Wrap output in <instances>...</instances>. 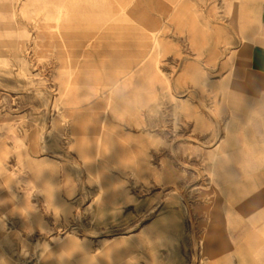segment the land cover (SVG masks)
<instances>
[{
  "label": "rangeland",
  "instance_id": "1",
  "mask_svg": "<svg viewBox=\"0 0 264 264\" xmlns=\"http://www.w3.org/2000/svg\"><path fill=\"white\" fill-rule=\"evenodd\" d=\"M247 22L244 0H0V264H264V211L251 238L235 213L264 172Z\"/></svg>",
  "mask_w": 264,
  "mask_h": 264
},
{
  "label": "crops",
  "instance_id": "2",
  "mask_svg": "<svg viewBox=\"0 0 264 264\" xmlns=\"http://www.w3.org/2000/svg\"><path fill=\"white\" fill-rule=\"evenodd\" d=\"M244 2L246 3L248 19V37L247 42L241 51V61L244 62L246 66V73L242 79L241 90L244 100L248 106L246 109L243 107L241 113H249V109H252V113L259 116L261 129L264 130V0H244ZM77 10L78 9L73 7L69 8L66 6H59L57 7V12L54 16L71 22V19L75 18V15L72 14ZM70 12H72V14H70ZM48 16L53 17V15ZM75 28L79 33L78 35H85L83 32L80 33L82 30V26L80 24H76ZM230 143L231 141L227 144L229 145ZM260 146H264V144H260ZM219 149L220 143H217L213 149V152L211 153V158H218L220 156V154L217 152ZM258 188L259 190H257ZM235 211L236 217L240 224H250V217L254 214L256 222V219L259 217V215H261V212L264 211V172L255 175V196H251L243 203L238 204L235 207ZM216 218L221 222V224H219L220 227L226 225L233 228L231 216L229 213H227V211L222 216V219H219V216H216ZM223 221H227V223H222ZM213 225L215 224H211L209 226ZM246 228H250L249 236L251 238L254 233V229L251 226H247ZM240 236H242V234H240ZM263 243L264 220L257 225L255 224V244ZM234 248L235 247L232 243H228L225 246L220 245L221 250L230 251L231 253L237 252V249ZM253 252L254 250L252 249V255ZM261 253L262 255L260 257L264 258V251L261 250ZM255 264L257 263L255 262Z\"/></svg>",
  "mask_w": 264,
  "mask_h": 264
},
{
  "label": "bare ground",
  "instance_id": "3",
  "mask_svg": "<svg viewBox=\"0 0 264 264\" xmlns=\"http://www.w3.org/2000/svg\"><path fill=\"white\" fill-rule=\"evenodd\" d=\"M153 43H154V42H153ZM212 159H213V160H216L217 157H213ZM210 227H211V226H210ZM211 228H212V227H211ZM239 236H240V234L235 236V238H237V241H236L237 243H236V245H238V242H239ZM209 242H211V241H209Z\"/></svg>",
  "mask_w": 264,
  "mask_h": 264
}]
</instances>
